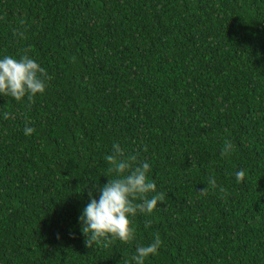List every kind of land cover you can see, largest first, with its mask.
Masks as SVG:
<instances>
[{"label":"trees","instance_id":"obj_1","mask_svg":"<svg viewBox=\"0 0 264 264\" xmlns=\"http://www.w3.org/2000/svg\"><path fill=\"white\" fill-rule=\"evenodd\" d=\"M27 48L53 78L0 95V264H124L156 234L145 264H264V0H0V58ZM114 143L166 196L134 242L88 248Z\"/></svg>","mask_w":264,"mask_h":264},{"label":"clouds","instance_id":"obj_2","mask_svg":"<svg viewBox=\"0 0 264 264\" xmlns=\"http://www.w3.org/2000/svg\"><path fill=\"white\" fill-rule=\"evenodd\" d=\"M13 34L24 37V33L17 29H13ZM30 52L31 48H27L18 59L11 55L0 58V95L16 102L27 97L31 103L38 94L42 95L46 91L53 77L29 55ZM3 118L8 120L16 117L10 111H5ZM23 131L25 135H31L35 128L26 123ZM233 150L231 140L225 139L221 155L225 156ZM144 151H147L146 145ZM105 160L110 165L108 172L115 173V176L107 175V183L96 185L98 198L90 192V201L79 216L81 231L86 237L84 243L88 248L94 245L107 248L117 240L131 244L137 237L134 218L140 213L151 214L166 196V193L157 191L155 181L149 179L150 164L136 154H126L119 143L113 144L112 154L106 155ZM234 175L236 182L240 183L244 181L246 172L240 169ZM206 184L207 187L199 190L202 195H207L209 188H217L214 177H209ZM220 191L226 189L220 188ZM162 243L159 234L147 245L137 243L135 252L124 264H145L150 256L158 253Z\"/></svg>","mask_w":264,"mask_h":264}]
</instances>
